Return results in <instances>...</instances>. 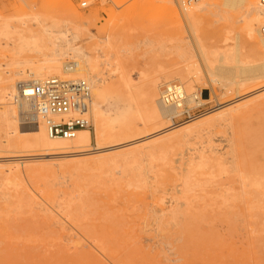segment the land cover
Instances as JSON below:
<instances>
[{
	"label": "rangeland",
	"instance_id": "1",
	"mask_svg": "<svg viewBox=\"0 0 264 264\" xmlns=\"http://www.w3.org/2000/svg\"><path fill=\"white\" fill-rule=\"evenodd\" d=\"M25 1L29 8L22 0H0V15L13 18L48 11L57 19H71L85 29L79 43L94 44L101 60L119 55L120 59L128 58V66L142 68L146 75L142 83L155 81L158 85L156 99L178 60L175 41L169 44L166 36L170 30L186 36L181 42L184 47L191 41L187 40L188 27L175 1ZM84 1L85 7L81 5ZM209 2L218 7L202 13L201 30L207 42L215 48L223 47L226 36L227 44L239 43L242 53L247 54L248 45L240 36V17L237 19L242 15V3ZM144 38L158 39L162 48L141 46L127 58L120 51L122 40ZM9 49L0 45V51L8 55ZM218 76L202 71L193 83L199 99L184 102L179 115L160 117L156 125L180 124L217 112L214 109L220 92L230 86V79ZM103 79L100 107L113 115L122 108L123 98L114 87L115 76L105 73ZM133 79L137 80V75ZM260 81L250 83L247 89ZM262 90L245 97L242 102L260 96L240 112L194 125L185 133L152 136L149 139L157 141L149 155L98 159L93 138L87 155L77 157L56 153L43 157L41 151L28 145L6 148L0 153V164L16 162L23 174L0 178V264H264V180L258 188L243 185L241 176H246V165L237 167L236 149L225 142L230 130L235 129L243 161L254 163L258 179H264ZM92 95L94 100L93 91ZM26 111L17 112L18 136L23 141L32 135L28 127L33 120L28 116L33 112ZM151 128L138 120L130 139L103 141V145L118 143L104 153L134 146ZM88 130L93 131L92 120ZM212 149L216 151L212 155L225 153L222 163L195 159L189 164L196 151L209 154ZM93 160V165H86Z\"/></svg>",
	"mask_w": 264,
	"mask_h": 264
},
{
	"label": "bare ground",
	"instance_id": "2",
	"mask_svg": "<svg viewBox=\"0 0 264 264\" xmlns=\"http://www.w3.org/2000/svg\"><path fill=\"white\" fill-rule=\"evenodd\" d=\"M22 1L29 8L26 1ZM174 1L178 3L181 19L188 27L190 37L187 36V40L191 39V41L184 47L181 42H184L186 36H179L178 33L171 32V30L166 36L169 44L175 41V54L178 60L174 63L176 67L168 74V80L164 89L160 91L159 99H156L157 83L150 81L143 84L142 81L145 80L146 76L144 70L128 66L127 61V57H130L141 46L162 48V44L158 39L122 40L120 51L124 52L127 59H120L119 55H116L114 59L111 56L109 58L105 56V59L101 60L95 52L94 44L83 45L79 43L85 29L83 30V27L74 25L71 19H57L48 11L41 14L32 12L28 15L13 16V18L0 15V45L5 44L10 48V56L8 53L0 51V153H4L6 148L28 145L41 151L43 157L54 153L64 157L84 156L87 155L88 146L93 138L97 143L95 149L97 151L96 158L98 159L102 157L107 158V160L119 157L126 159L137 153L149 155L152 145L157 141L156 138L150 140L149 138L152 136L163 134L159 137H168L170 133H185L194 125L217 118L222 119L225 115H229L236 110L239 111L248 103L259 98L260 96L242 102L245 97L254 92L257 93V89L258 92L264 90V80H262L264 78V42L262 37L264 5L262 0H230L231 4L238 1L242 3L243 10L240 9L242 15H239L237 19L240 17L238 21L240 36L248 45L247 54L242 53V47L239 43L235 45L227 44L229 38H226V36L225 39L223 38L225 44L223 47L215 48L207 42L201 30V17L204 10L218 7L215 2H209V0H170V3L172 4ZM118 3V1L115 2V4ZM176 17L178 18L177 12ZM61 26L65 28L60 30L59 27ZM4 59H9V61ZM64 59L66 61H63ZM198 62L202 63L203 67H200L197 64ZM202 71L212 76L219 75L218 77H221V80L222 78L223 80L230 79V86L222 88L220 92L217 107L214 109H218L217 112L197 120L194 117L191 118V121H184L180 124L165 122L159 126L156 125L160 117L179 115L184 102L188 103L198 98L196 92L194 93L193 83ZM105 73L116 77L113 84L117 88L119 96L123 98L122 108L113 115L106 113L100 107V102L103 99L102 83L104 82L103 75ZM133 75H137V80L133 79ZM24 76L29 79L22 80L21 78ZM47 77H56L60 81L82 78L90 83L95 98L93 100L92 95L89 110L92 120V132L88 129H80L73 139L50 137L44 123L37 119L28 127L32 133L29 140L26 139L24 142L20 139L18 136L20 129L17 125V112H20V114L24 110H32L33 112L34 99L31 96V91L25 87L26 89L22 91V97L15 101L14 96L19 92L18 84ZM173 80L177 83H172ZM257 80H261L259 85L256 86V84L254 88L248 90L249 84ZM225 106H228V108H223ZM28 117L33 118V114ZM138 120L144 125H152L150 129L152 131L148 134L145 133L143 138H139V143L132 147L118 152L104 153V151L106 152L117 146L118 143L103 145V141L110 140L112 142V139L116 138L117 140H120L118 138L130 139V134L135 129ZM225 140L229 145L228 147L232 145L236 149L234 153L235 158L238 160L237 167L243 169L244 164L246 165L243 170L246 176L243 173L242 175L245 177L240 175L243 178V185L246 187L256 185L257 188L263 185L260 183L264 179H260L261 182L258 179V176L260 177L257 172L258 167L254 163V165H251L243 161L245 156L243 157V154L239 152L235 129L230 130ZM196 152H198L196 156L193 154L192 158L190 157L189 164L195 159L202 163L216 164H220L225 160L223 157L225 156L224 152L219 155H212L216 152L213 149L209 150V154H205L202 150ZM95 161L87 162L86 165H93ZM20 166L16 162L8 165H2L1 163L0 178L13 179L20 177L23 172ZM258 184L259 186H257Z\"/></svg>",
	"mask_w": 264,
	"mask_h": 264
},
{
	"label": "built area",
	"instance_id": "3",
	"mask_svg": "<svg viewBox=\"0 0 264 264\" xmlns=\"http://www.w3.org/2000/svg\"><path fill=\"white\" fill-rule=\"evenodd\" d=\"M81 5L85 7L87 3L84 1ZM262 37L264 42V29ZM25 87L34 99L32 120L40 119L50 137L73 139L78 130L90 129L92 91L87 80L73 78L60 81L56 77H47L21 82L18 84L19 92L14 96L15 101L22 97Z\"/></svg>",
	"mask_w": 264,
	"mask_h": 264
}]
</instances>
